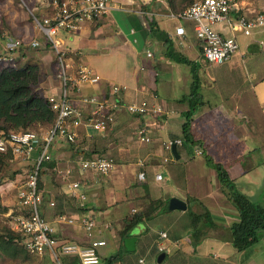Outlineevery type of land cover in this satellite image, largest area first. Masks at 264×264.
I'll return each mask as SVG.
<instances>
[{
    "label": "crops",
    "instance_id": "crops-1",
    "mask_svg": "<svg viewBox=\"0 0 264 264\" xmlns=\"http://www.w3.org/2000/svg\"><path fill=\"white\" fill-rule=\"evenodd\" d=\"M150 1L152 0H109V9L107 13L99 17V21H85L77 31L60 34L64 49L73 54H67L71 75L74 76L76 69L74 59H77L81 61L80 64L89 66L100 76L97 84L82 85L83 94H97L100 97L109 98L111 85H124L126 87L121 96L125 103L146 98L152 103L160 104L167 111L166 114L160 115L129 114L123 109L116 111V118L108 129L123 127L128 130L136 126L138 131L140 126L146 125L150 140L147 142L140 140L137 133L139 141L143 144L156 143L153 153L146 147L139 151L134 143L127 141L130 137L123 136L126 141L117 150V158L121 156L131 160L140 152L145 157L149 156V159L153 154L163 157L161 163L152 167L144 168V165L139 166L135 162L129 166L118 164L115 167L114 165L110 182L112 184L125 177L128 182L136 179L152 196L151 200H160L162 206L165 204L166 207L162 211H180L172 215V218L168 219L167 228L162 229L168 232V237L161 242L166 247L164 259L169 257L170 264H264V235L243 251H237L233 247L229 226L238 220L239 214L224 193L216 171L205 162V154L222 162L236 187L250 198L257 192L261 199L259 202L264 204V26L253 28L251 34L246 36L240 31L231 30L226 24L213 25L223 35L234 36L239 45L231 57L221 64L226 65L221 71L218 67L221 65L210 64L204 58L203 60L199 58L202 53L191 25L189 23L184 25L183 22L171 18V10L166 0H153L149 8L142 7ZM263 8L264 0H245L239 10L248 16H253ZM147 12H150L152 16L149 17ZM149 21L155 22L159 29L164 30L172 41L173 47L192 61L194 67H199L200 80V69L209 65L215 70L216 74L213 77L224 84L222 91L225 93L223 97L226 100L216 105L206 101L200 87L203 103L194 112L191 124L194 140L200 141L199 144H184L181 139V126L177 131L174 129L172 131L171 128L175 124L173 120L176 116L187 109L186 103V108H183L181 107L184 105L183 102H176L185 94L186 90L181 92L182 94L180 91L182 85L188 81L186 70L184 71L181 66L189 67L192 82V65L177 62L167 56V46L164 42L151 35ZM180 24L185 26L184 36L175 33V27ZM147 51H150L152 55L148 56ZM181 71L184 72L183 76L182 73L180 74ZM182 78L183 81H181ZM208 107L212 108L208 110ZM198 118H201V127L204 131L203 129L196 131V126L199 125ZM107 130L100 132L81 125L78 137L85 141L84 148L88 149V153H97L99 148L107 152L112 148L105 149L106 139L98 136L105 135ZM155 136L158 139H153ZM170 137L181 139L182 144L170 150H166L163 144H157L159 139L162 138L165 141ZM62 140V138L57 139L55 147L51 148L50 153L56 161L74 157L73 152L65 147H59L58 143ZM56 147L59 148L55 149ZM87 152L82 154L86 155ZM79 155L76 154V158ZM165 157L168 158L166 161ZM76 158L74 157L69 165L74 166ZM141 170L145 171L143 181L137 178ZM155 173H161L162 179H155ZM47 175L48 173L42 175L41 181L45 182L44 178ZM104 177H100V180ZM56 179L58 183H61L60 186H56L57 182L56 184L45 182L42 187L47 199L56 200L55 208L44 206V217L55 225L57 237L84 244L87 238L80 226L55 224L54 216L58 212L68 215L78 213L73 200L66 193V185L58 177ZM166 180L170 182L167 189L170 192L173 190L175 194L168 200H164L160 191L153 192L155 193L153 196L149 190V184L164 183ZM92 183L87 188V195L90 203L93 204V214L100 227L94 230L93 236L106 241V244L99 248L101 264H144L143 258L146 256L147 249L143 247L142 235H145L143 233L147 229L128 235V237L136 238L134 248L128 249L124 243L127 237L123 238L120 235L123 227H119V224L115 222L118 218L114 215L115 206H111L110 202L105 200L107 193L99 190L101 185L95 184L96 181ZM187 197L189 201H192L191 204L186 200ZM171 198L182 200L186 203V209H168L167 204ZM193 205H197L198 209L192 208ZM162 211L157 209L155 212L158 214ZM189 211L201 215L206 213L215 223L213 228H204L205 234L194 246L192 243L186 244V241H189L186 237L190 235L192 227ZM201 221L197 223V226L202 224ZM106 223L111 226L105 228ZM137 249L138 255H135L134 252ZM219 252H222V257H219ZM62 260L64 264H78L73 257L64 256Z\"/></svg>",
    "mask_w": 264,
    "mask_h": 264
},
{
    "label": "built area",
    "instance_id": "built-area-1",
    "mask_svg": "<svg viewBox=\"0 0 264 264\" xmlns=\"http://www.w3.org/2000/svg\"><path fill=\"white\" fill-rule=\"evenodd\" d=\"M49 12L41 17H34L35 25L49 44L58 54L61 89L58 94L47 95L46 98L55 112V120L51 127L39 134L32 130L5 133L0 131V152L10 151L13 157L28 161L31 167L22 168L25 178L17 187V209L7 211L9 228L17 234L14 239L30 256L46 260L49 264H64V256L73 257L78 264H101L99 248L106 244L104 239L95 238L94 230L100 228L93 214V204L87 195L88 181H96L95 175L106 176L114 168V159L106 154L79 155L75 165L60 166L56 162L51 171L67 187V195L73 200L78 213L68 215L58 212L54 216L55 224L78 225L82 228L87 242L79 244L56 235L55 225L43 214L44 206L56 207L55 199H47L43 188L39 187L42 162L51 160L49 150L55 144V137L66 142H75L81 125L95 131L105 132L116 118V111L123 109L129 114H166L160 104L152 103L144 98L137 102L125 103L121 93L124 85L113 84L110 87V97H100L97 94H83V84H97L100 76L85 65L76 66L74 76L71 75L68 63V52L63 49L62 33L77 31L85 21H92L107 13L109 0H46ZM245 0H193L185 9L178 13L170 12V17L191 25L196 40L201 41L202 56L210 64L221 65L239 48L234 36H226L216 30V23L226 24L231 30L250 35L253 28L264 26V8L253 16H248L239 10ZM151 17V13L147 12ZM175 33L186 34L183 24L175 27ZM40 39H23L6 37L3 50L7 57L13 60V54L23 45L38 47ZM67 53V54H66ZM151 56V52L147 51ZM156 97V95H153ZM172 112V111H170ZM87 114V115H86ZM138 136L142 141H149L147 126L139 127ZM163 147L170 150L173 145H181V139L163 141ZM198 154L199 151H196ZM168 158H164L166 161ZM139 166L144 162L139 160ZM21 169V170H22ZM76 177H72L73 175ZM155 179H162L161 173H155ZM140 181L145 179V171L137 174ZM46 202V205H45ZM111 225L106 223L105 228ZM167 233L159 232V239L165 240ZM159 252L165 251L163 242H158Z\"/></svg>",
    "mask_w": 264,
    "mask_h": 264
},
{
    "label": "rangeland",
    "instance_id": "rangeland-1",
    "mask_svg": "<svg viewBox=\"0 0 264 264\" xmlns=\"http://www.w3.org/2000/svg\"><path fill=\"white\" fill-rule=\"evenodd\" d=\"M177 3H180L182 0H175ZM185 1V0H184ZM187 2V0H186ZM48 3L46 0H0V69L4 67H23V66H33L35 67V71L37 74V80L34 82L33 88L43 94L44 96L50 94H58L60 92L61 87V80L58 77L59 72V59L57 52L49 45L44 42L43 36L39 33L36 25L34 17H41L49 12ZM100 18H95L92 22L99 21ZM182 23V21H181ZM187 22H183L185 25ZM6 37H13V38H20L23 39L24 42H27L31 38L40 39L41 43L38 47H32L29 45H23L13 54V60L8 59L7 57L3 58L5 52L3 50V46L6 40ZM64 49V46H63ZM67 54V53H66ZM72 54V53H71ZM68 52V55H71ZM73 55V54H72ZM199 58H203L201 55ZM196 60V58H195ZM203 60V59H202ZM75 67L80 64L81 61L74 59ZM200 64V63H199ZM177 66V65H176ZM221 68V71L225 69L226 65L218 66ZM181 68L186 70L188 75V81L185 85H182V89L180 91L183 92L186 90V93H189L190 83H191V75L188 66H181ZM199 68V67H198ZM182 73V74H181ZM184 72L181 71L180 74L183 76ZM201 73V90H203V96L209 104L216 105V103L222 102L224 99L223 95L225 93L222 91L224 84L219 83L216 77H213L215 70L212 69L211 66L206 65V67H202L200 69ZM160 79V76L158 77ZM158 79V80H159ZM183 81V78L181 79ZM158 82V81H157ZM161 83V82H160ZM56 86L57 89H56ZM178 96V95H177ZM179 103V99L176 100ZM183 108H186V104L184 103ZM212 107H208V110ZM184 116L179 114L173 120L175 123L173 125L172 131H177L180 129L181 123L184 121ZM199 123L196 126V131H202L201 125V118H198ZM49 126L37 125L35 127L29 128L28 130L35 131L39 134L44 133ZM204 131V129H203ZM130 137L127 141L134 143L139 151H142L144 147L147 149L150 148V152L153 153L156 149V143L146 144L141 143L137 137V130L136 126H133L132 129L129 128L128 130L123 129V127H116V129H108L106 134L100 136V138L106 139L104 143H106V148H112V150L107 151L99 148L97 151L98 154H106L111 156L114 159L115 167L118 164H127V166L131 165V163L135 162L138 163L139 160L144 162L145 167H152L156 164L161 163L162 157H159L153 154L151 159L149 156H146L140 152L137 156L129 160L128 158H117L116 152L117 150L124 145L123 136ZM79 136V135H78ZM97 136V137H98ZM153 139H158L157 136L153 137ZM171 139V137H170ZM54 141H57V137H55ZM164 139L158 140V145L163 143ZM155 144V146H153ZM59 147H65L70 152H73V156L76 158V154H80L83 156H89L92 154L91 152L88 153V149L84 148L85 141L80 140V137H76L75 142H66L64 139L58 143ZM108 145V146H107ZM55 147V146H54ZM56 147L55 149H58ZM104 147V146H103ZM146 149V151H147ZM49 152H52L51 149ZM83 152H87L86 155L82 154ZM149 152V151H148ZM74 157L60 159L58 164L64 167L67 164H70ZM216 158V157H215ZM120 160V161H119ZM133 160V161H132ZM31 167L28 161L20 157H13L9 160L4 166L0 167V235L4 234L9 228L8 225V217L7 211L9 209H17V187L21 184V182L25 178V172L22 168ZM226 168V167H225ZM22 169V170H21ZM48 175L44 178V181L49 184H53L57 182V176L54 173H50L49 171L46 172ZM111 172L104 176L96 177L95 184L101 185L99 190L103 193H107L105 199L110 202L111 206H115L114 215L117 217L116 223L119 224V227H123L125 224V219L130 218L133 214L141 211L148 205L151 201L152 196L144 190L143 184L137 182L136 179L132 181L126 180V177L122 180L115 181L111 184L110 179ZM100 177H104V179L100 180ZM43 179V178H42ZM121 181V182H119ZM42 180V187H44V183ZM56 184V183H55ZM93 184L92 180L88 181V187ZM61 183L57 182L56 186H60ZM150 192L154 196L155 193L160 191V195L163 196L164 200H168L171 195H174V191L168 190L170 182L168 180L163 182H159V184H149ZM55 186V187H56ZM142 186V187H141ZM177 193V191H176ZM181 193V192H180ZM255 193V192H254ZM170 194V195H169ZM190 197V196H189ZM252 200L254 202H259V195L257 192L255 195H252ZM186 200L191 204L192 201H189L187 197ZM104 207H109L104 205ZM192 208L198 209L197 205H193ZM118 211V213H117ZM117 213V214H116ZM180 213L179 210L173 211H162L156 214L154 212L151 215V219L141 221L137 224L134 228L130 230V234H137L142 230H146L145 235H142L144 239V249L146 250V256L143 258L145 261L144 264H170V258L166 257L163 261L158 262L157 257L160 252H158L157 244L161 240L159 239V232L165 231L162 229L167 228L168 226V219L172 218V215ZM156 214V215H155ZM114 227L116 225L113 224ZM112 226V227H113ZM193 227L190 228V235L186 238L189 241L187 243H192L191 237V230ZM167 237H168V232ZM186 238H184L186 240ZM11 246V247H10ZM194 246V245H193ZM192 246V247H193ZM15 247L11 244H7L0 240V264H49L48 261L38 259L36 257L30 256L25 253L19 247L13 250L12 248ZM194 248V247H193ZM14 251V252H13ZM135 255H138V249L134 252ZM213 255V254H212ZM222 252H219V257H222ZM215 259V258H214Z\"/></svg>",
    "mask_w": 264,
    "mask_h": 264
},
{
    "label": "trees",
    "instance_id": "trees-1",
    "mask_svg": "<svg viewBox=\"0 0 264 264\" xmlns=\"http://www.w3.org/2000/svg\"><path fill=\"white\" fill-rule=\"evenodd\" d=\"M152 2L153 0L142 7L149 8ZM166 2L172 12L178 13L190 5L193 0H187V2L186 0H182L180 3H177L175 0H166ZM149 28L151 35L158 37L167 46V56L177 62L193 64L192 61L173 47L168 34L164 30L159 29L155 22L149 21ZM198 43L199 50L202 53L203 44L199 40ZM191 74L192 82L189 93L183 94L179 99L180 102L187 104V109L182 113L185 119L181 125V139L184 141V144H199L200 141L194 140L191 132V124L194 112L203 103V96L200 92L201 80L198 68L192 65ZM36 80L37 74L33 66H8L0 69V131L7 133L10 130H28L37 125L49 127L53 125L56 114L51 108L46 96L33 88ZM12 158L13 155L10 151L0 152V167L4 166ZM205 162L207 166L216 171L217 178L221 183L224 193L238 211L239 218L229 226V230L231 232L233 247L237 251H243L264 235V204L254 202L248 195L241 192L236 187L234 180L230 177L228 170L222 162L215 160L209 154H205ZM55 164L56 160L53 158L42 162L40 165V177L46 174V172L51 171ZM39 187H42L41 180H39ZM165 207V204L163 206L161 205L160 200H151L144 209L133 214L130 218L125 219L123 229L120 231L121 237H128L133 227L141 221L150 218L157 209L158 211H162ZM189 213L193 227L191 230L192 244L195 245L201 236L205 234L204 228H213L215 227V223L206 213L203 215L192 211H189ZM199 221L202 224L197 226ZM16 237L17 234L11 229H8L4 234L0 235V240L15 246L12 248L13 250L17 247L22 249L14 240Z\"/></svg>",
    "mask_w": 264,
    "mask_h": 264
},
{
    "label": "water",
    "instance_id": "water-1",
    "mask_svg": "<svg viewBox=\"0 0 264 264\" xmlns=\"http://www.w3.org/2000/svg\"><path fill=\"white\" fill-rule=\"evenodd\" d=\"M175 145H173L172 147L174 148ZM167 208L168 209H186V203H184L182 200L178 199V198H171L167 204ZM135 237H127L124 239V243L127 246L128 249H133L134 248V243H135ZM165 252L162 251L159 253L158 257H157V261L161 262L163 261L164 257H165Z\"/></svg>",
    "mask_w": 264,
    "mask_h": 264
}]
</instances>
